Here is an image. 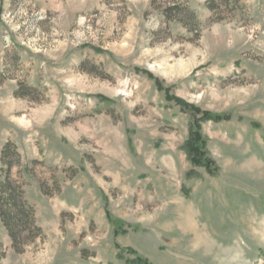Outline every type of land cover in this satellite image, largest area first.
I'll return each instance as SVG.
<instances>
[{
	"label": "rangeland",
	"instance_id": "obj_1",
	"mask_svg": "<svg viewBox=\"0 0 264 264\" xmlns=\"http://www.w3.org/2000/svg\"><path fill=\"white\" fill-rule=\"evenodd\" d=\"M136 255L264 264V0H0V264Z\"/></svg>",
	"mask_w": 264,
	"mask_h": 264
},
{
	"label": "trees",
	"instance_id": "obj_2",
	"mask_svg": "<svg viewBox=\"0 0 264 264\" xmlns=\"http://www.w3.org/2000/svg\"><path fill=\"white\" fill-rule=\"evenodd\" d=\"M213 3V1H212ZM197 114H200V111L198 109L194 110ZM203 118L205 121L208 120H215L220 121L225 119L226 117L222 115H217L213 113H203ZM189 154L191 155V160L196 166L204 167L207 170H213L214 163L213 161L207 156L206 152V145L205 140L203 139V136L201 134V128L199 125H196L192 131V138L187 144ZM5 194V192H4ZM9 198L12 200L14 199V195L12 191L9 192ZM14 204V202H13ZM16 204V203H15ZM29 210L26 208V206H16V205H10L9 210L12 212L14 210V213H6L5 211H1L2 219L8 228L11 236L16 239L15 231L17 228V224L20 222L19 214L22 215V210ZM22 222V220H21ZM129 264H151L147 259H144L143 257L136 255V258L129 262Z\"/></svg>",
	"mask_w": 264,
	"mask_h": 264
}]
</instances>
